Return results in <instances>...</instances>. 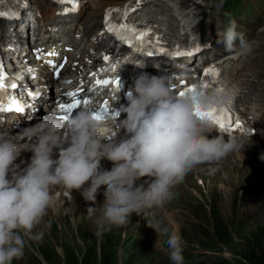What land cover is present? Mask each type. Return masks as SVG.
<instances>
[{"label": "clouds", "instance_id": "obj_1", "mask_svg": "<svg viewBox=\"0 0 264 264\" xmlns=\"http://www.w3.org/2000/svg\"><path fill=\"white\" fill-rule=\"evenodd\" d=\"M218 36L230 54L243 57L252 51L234 20ZM134 66L138 72L116 119H95L85 107L67 121L50 113L19 134L0 131V264L22 259L28 241L43 236L35 230L56 198L73 192L91 205L86 213L97 237L126 227L135 214L146 218L157 236L167 237L173 264H183L180 235L156 212L173 199V190L189 173L203 164H219L243 147L239 135H212L216 125L196 114L197 109H231L238 92L225 85L194 100L191 93L180 96L182 90L167 74ZM121 91L113 93L116 103ZM262 115L259 103L250 105L251 120ZM250 134L244 130V136ZM24 153H31L30 159H22ZM104 160L111 170L103 168ZM102 188L104 200L98 204Z\"/></svg>", "mask_w": 264, "mask_h": 264}, {"label": "rangeland", "instance_id": "obj_2", "mask_svg": "<svg viewBox=\"0 0 264 264\" xmlns=\"http://www.w3.org/2000/svg\"><path fill=\"white\" fill-rule=\"evenodd\" d=\"M249 2L257 3L260 14L258 17L252 14L246 23L249 21V25L254 24L252 28H259L254 34L259 44L256 67L264 70V18L261 20L264 0ZM262 141L244 143L240 150H245L246 156L234 157L240 166L233 170L220 168L215 174L207 175L203 186L202 181L197 182L196 174L192 175L196 181L193 188L186 190L188 182L184 180L179 184L181 191L175 188L173 199L157 210L156 215L181 237L183 264H245L242 255L248 250L247 239L264 226ZM258 146L261 151L254 153ZM102 193L103 188L97 196L98 204H102ZM75 199L79 204L72 214L59 201L54 209L48 210L35 230L42 231L43 236L28 241L23 258L14 260L13 264H82L89 249L95 252L96 264H107L109 260L112 264H173L165 243L167 237L157 236L147 226L146 218L133 214L126 227L97 237L94 221L86 213L91 205L78 192ZM218 228L226 229L229 236L226 243L216 236Z\"/></svg>", "mask_w": 264, "mask_h": 264}, {"label": "snow or ice", "instance_id": "obj_3", "mask_svg": "<svg viewBox=\"0 0 264 264\" xmlns=\"http://www.w3.org/2000/svg\"><path fill=\"white\" fill-rule=\"evenodd\" d=\"M58 3H65V2H71V0H57ZM78 5L73 4V10H76ZM117 12L120 10L117 9ZM128 9H125L121 13V17L123 19H127L128 17ZM0 15H6L5 13H0ZM112 16V10H109L106 13V30L110 33H113L119 40L123 41L124 43L128 44L129 46L135 47L138 51H144L146 55L152 56L153 54H165V55H171L172 57L177 56H183V55H189L190 53L176 50L174 52L169 51L163 46V42L160 36L155 35L153 33V29L150 27L140 28L134 24L129 23H121L116 24L114 22H111L110 18ZM49 55H55L54 53H50ZM109 60V57L105 56V61ZM50 65L57 69V65L52 64L49 62ZM62 67V65H60ZM56 75H59V71L57 69ZM92 75H95L93 73ZM205 76V82L202 83L199 86H191L186 87L185 90L181 91L179 93L180 96H184L188 93H191L193 95V99L196 100L199 96L207 93L208 91H211L213 89H217L220 91H223V86L220 84V81L217 79L219 77V71L216 69H208L204 73ZM6 75L3 69V65L0 64V100L3 99V94L6 90ZM68 83H71V81H68ZM111 83H116L118 86L122 85V81H110V80H96V85L98 86H107ZM184 83V82H182ZM81 84L83 82L81 81ZM10 87L15 89L16 84L10 83ZM81 91V89H77L75 92L69 93V97L72 98V102L70 103H60L58 105L59 110L62 115H60L58 118L61 120L67 121L70 119V117L74 114V109H79L81 106V103L88 104V100L84 99L83 101L81 99H76L78 93ZM15 111L17 113L23 112L24 109L20 106V104L15 99H10L8 106L5 108L3 105H0V111ZM196 114L201 117V119H209L211 120L218 130L223 133L231 134L232 131L237 129H242V125L238 118H233V114L231 112V109H223V110H217V109H210L208 111H203L200 109H197ZM120 115V112L118 109L115 110L114 113L111 114L112 118L116 119ZM109 116V109L107 107V101H105L104 106L102 107L100 112H93V117L95 119H103Z\"/></svg>", "mask_w": 264, "mask_h": 264}, {"label": "bare ground", "instance_id": "obj_4", "mask_svg": "<svg viewBox=\"0 0 264 264\" xmlns=\"http://www.w3.org/2000/svg\"><path fill=\"white\" fill-rule=\"evenodd\" d=\"M162 1H164V0H162ZM186 2H188L189 4H187ZM166 3L168 5V10L167 11H169V14H172V15H169L168 20H170V22H173V20H175L173 18L174 17L173 15H175V14L178 15L179 14V16H180V18H182V22L184 24H186L187 22L189 23V21H190V17L189 16H186L184 14V11L189 10V9H192V7H194V6H197V0H188V1H184V2H183V0H178V2H176L175 0H166ZM175 3H177V4L179 3V6L177 7L175 5ZM183 6H186L187 8H184ZM178 23H180V21L173 22V27H174L175 30H177V28H178V25H177ZM262 77H264V73H262ZM235 79L238 81L239 77L236 76ZM238 85H240V82H238ZM239 93H241V92H238V94ZM240 98L242 99V96H240ZM260 98L262 99V96L261 95H260ZM262 142L264 143V141H262ZM258 144H260V141L258 142ZM259 147L260 146L256 147V149H254L256 151H253V152L254 153L260 152L261 150H260ZM261 149L264 150V148H262V147H261ZM244 152H245V150H239V151L233 152L232 154H230L229 156H227L230 160L229 159H224L225 161L226 160L227 161L226 162L225 161H222L221 164H218V165H220L219 167H218V165L216 166V164H203V165L199 166L197 169H195L193 172L189 173L186 176L185 180H187V182H188V185L186 186V190L191 189V188H193L196 185V181L194 180V177L192 175H195L196 174L197 175L196 178L198 179L197 182H201L202 181L201 182V185L203 186V183H204L203 179L207 175L215 174L217 171H219L220 168L223 169V168L226 167V168H229V169L233 170L232 168L239 167L241 163L240 164L235 163L234 162V157H240V158H242L243 155L246 156L245 154L247 152L246 153H244ZM253 152H251V153H253ZM106 161L107 160H104V161L101 162L103 168H105V169H107L108 163H110L109 161H107L108 163ZM106 164H107V166H106ZM176 189H178L179 191H181L180 190L181 189L180 185H178L176 187ZM103 191H104V189H103ZM103 200H104V197L102 196L101 203H103ZM58 201L61 203V206L65 209V211H68L71 214H72L73 211H75L77 209L78 204H79L76 201V199H75V192L72 193L71 197H65L61 193L60 196L56 198V202H58ZM55 203L49 209H52V208L54 209L55 207H53V206H56Z\"/></svg>", "mask_w": 264, "mask_h": 264}, {"label": "trees", "instance_id": "obj_5", "mask_svg": "<svg viewBox=\"0 0 264 264\" xmlns=\"http://www.w3.org/2000/svg\"><path fill=\"white\" fill-rule=\"evenodd\" d=\"M216 236L222 243H226L229 236L225 228H218ZM248 250L243 253L245 264H264V226L258 228L249 239H247ZM82 264H96L95 252L89 249L84 254ZM105 264V263H104ZM107 264H112L109 260ZM220 264V263H213Z\"/></svg>", "mask_w": 264, "mask_h": 264}]
</instances>
